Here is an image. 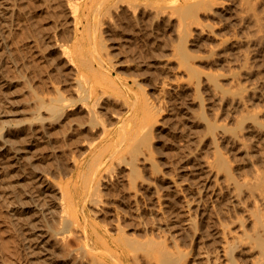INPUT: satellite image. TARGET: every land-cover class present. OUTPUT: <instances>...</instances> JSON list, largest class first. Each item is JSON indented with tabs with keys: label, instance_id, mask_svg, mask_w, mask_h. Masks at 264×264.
Wrapping results in <instances>:
<instances>
[{
	"label": "rangeland",
	"instance_id": "1",
	"mask_svg": "<svg viewBox=\"0 0 264 264\" xmlns=\"http://www.w3.org/2000/svg\"><path fill=\"white\" fill-rule=\"evenodd\" d=\"M5 1L0 264H264V0Z\"/></svg>",
	"mask_w": 264,
	"mask_h": 264
},
{
	"label": "bare ground",
	"instance_id": "2",
	"mask_svg": "<svg viewBox=\"0 0 264 264\" xmlns=\"http://www.w3.org/2000/svg\"><path fill=\"white\" fill-rule=\"evenodd\" d=\"M0 2L1 3H3L4 5H5V7L4 8H6L7 7V1H5V0H0ZM2 7V6H1ZM7 144H8V142H7V140L6 141H4V143L2 144V145H0V169H2V168H5V167H9V166H11V164L8 162V152H7ZM23 148L21 149V148H16L14 151H13V153H12V156L13 157H17L18 155H20L21 153L23 154ZM21 154V155H22ZM0 171H2V170H0ZM41 177V176H40ZM42 181L44 182V185H45V189H47L48 188V181H47V178L46 177H43V179H42ZM81 230V229H80ZM36 236H38L39 234L37 233V232H35L34 233ZM46 240H44V239H40L38 242H41V243H44ZM42 245V244H41ZM92 259V258H91ZM79 260L80 261H82L80 258H79ZM79 261V262H80ZM87 262H89V261H87ZM93 262L95 263L96 261H95V259H93ZM92 262V263H93ZM98 262V261H97ZM81 263V262H80ZM91 263V264H92ZM69 264H76V263H74L73 261L72 262H70ZM89 264H90V262H89ZM99 264V263H98Z\"/></svg>",
	"mask_w": 264,
	"mask_h": 264
}]
</instances>
